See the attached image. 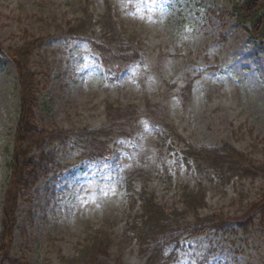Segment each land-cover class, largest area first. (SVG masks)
<instances>
[{
    "label": "rangeland",
    "instance_id": "374dc122",
    "mask_svg": "<svg viewBox=\"0 0 264 264\" xmlns=\"http://www.w3.org/2000/svg\"><path fill=\"white\" fill-rule=\"evenodd\" d=\"M91 1L90 12L99 20L103 1ZM238 1L112 0L119 29L139 53L116 78L88 43L67 44L61 37L80 18L86 0H0V230L21 106L20 80L8 48L40 40L28 63L34 76L29 116L40 131L96 130L109 123L111 111L135 107L142 113L147 104L163 106L169 97L168 119L182 138H168L157 148L161 136L141 118L132 137L98 140L96 149L101 147L103 155L97 150L94 159L76 140L66 146L46 140L34 148L30 157L38 167L15 209L10 258L61 264L62 256L77 254L90 227L100 229L108 220L114 224L108 230L111 254L121 256L119 264H141L136 246L123 250L118 245L127 223L141 211L138 204H128L125 176L143 165L159 172L149 187L167 208L182 207L179 184L197 189L204 180L207 199L200 219L241 218L263 200L261 175L225 184L215 173L207 178L205 170L201 176L180 161L187 144H229L264 163V41L252 39L249 26L236 22ZM189 78L195 80L190 102L176 92ZM43 155L50 162H41ZM166 170L171 181L161 179ZM250 217L245 225L235 219L225 231L184 240L171 264H264V210ZM184 219L194 221L191 214Z\"/></svg>",
    "mask_w": 264,
    "mask_h": 264
},
{
    "label": "trees",
    "instance_id": "16d2710c",
    "mask_svg": "<svg viewBox=\"0 0 264 264\" xmlns=\"http://www.w3.org/2000/svg\"><path fill=\"white\" fill-rule=\"evenodd\" d=\"M103 1V13L99 20H95L90 12L91 0H86L80 6L81 15L75 24H69L67 30L62 32L61 37L69 44L78 40L90 45L92 52L99 56L100 63L105 67L108 75L118 77L121 70L130 64L136 63L139 53L135 50L132 41L124 38L119 29L117 19H115L112 0ZM236 22L249 26L247 31L252 39L264 41V0H242L233 6ZM42 43V42H41ZM40 45V40L25 41L24 45L12 51L8 48L16 66L21 86V106L18 128L14 137V150L12 159L8 163L10 171L9 182L5 193L2 208V225L0 230V264H23L20 261L9 257L12 232L16 225L15 209L18 200L23 192L30 190L32 174L38 167L30 157L34 148L39 147L46 140L66 146L71 140H76L80 144L87 145L88 156L91 159L96 157L95 151L101 153L103 149H96L97 141L113 136L130 138L135 134L136 124L141 118L148 121L151 130H156L161 136L158 140L157 148L165 146L166 140L174 139L182 141L178 131L168 119L166 98L163 106L160 104L144 107L142 113L135 107L119 109L109 112V123L100 128L74 130L72 131H40L29 116V107L33 99L34 76L28 68L31 50ZM194 79L189 78L178 91V96L190 102L194 88ZM174 87H172L173 89ZM104 148V147H103ZM171 149V147H167ZM180 161L187 168L194 166L197 174L203 176L206 170V177L209 172L215 173L220 183L227 184L234 178L244 179L247 176L264 177V163L254 162L245 154H242L229 144H222L221 147H199L191 144L186 145V150L181 151ZM103 153V152H102ZM101 153V155H103ZM98 155V154H97ZM41 162L48 160V156L40 157ZM50 162V161H49ZM158 171H150L145 165L134 168L126 174L125 192L126 199L130 206L138 204L140 214L127 223L123 229V236L118 248L136 246L140 255L141 264H171L177 261L178 251L183 248V241L194 236L202 235L215 230V232L225 231L231 220L243 222L241 225L250 223L251 215L258 210H264L263 200L252 204L251 208L241 218L231 219L228 216L213 214L199 218V211L205 208L207 199L203 181L197 184L198 188H191L190 185L179 184L176 197H179L181 208H167L166 205L158 201L154 191L149 185L159 177ZM166 181H171V176L167 170L161 174ZM208 182L210 179H207ZM139 189V191H138ZM264 193V191H263ZM193 215L194 221L185 220L186 215ZM105 226L100 229L89 228L88 237L84 243L79 244L77 254L72 257H61V264H119L121 256L111 254L113 240L108 231L113 228V223L104 221ZM108 225V226H107ZM112 226V227H111Z\"/></svg>",
    "mask_w": 264,
    "mask_h": 264
}]
</instances>
